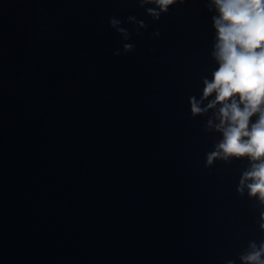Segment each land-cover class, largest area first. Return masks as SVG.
<instances>
[{
  "label": "water",
  "instance_id": "water-1",
  "mask_svg": "<svg viewBox=\"0 0 264 264\" xmlns=\"http://www.w3.org/2000/svg\"><path fill=\"white\" fill-rule=\"evenodd\" d=\"M212 15L0 0V264H241L264 241V208L236 191L248 158L206 167L222 137L190 113L218 66Z\"/></svg>",
  "mask_w": 264,
  "mask_h": 264
},
{
  "label": "clouds",
  "instance_id": "clouds-1",
  "mask_svg": "<svg viewBox=\"0 0 264 264\" xmlns=\"http://www.w3.org/2000/svg\"><path fill=\"white\" fill-rule=\"evenodd\" d=\"M136 3L153 21H159L169 12L170 5L183 4L184 0H136ZM204 3L214 13L211 19L215 35L210 55L218 66L211 72V79L201 78L199 99L189 97L190 113L195 118L206 116L211 110L204 131L214 130L222 137L206 153L205 166L210 167L217 160L248 158V167L241 173L236 191L243 196L247 188L248 197L257 199L264 208V0H204ZM126 20L137 29L147 28L135 16ZM121 23L116 17L109 21L128 40L131 33ZM123 48L130 52L135 46L125 43ZM259 227L264 230V211L260 212ZM239 259L241 264H264V241L259 245L251 241ZM226 264L235 262L227 260Z\"/></svg>",
  "mask_w": 264,
  "mask_h": 264
}]
</instances>
